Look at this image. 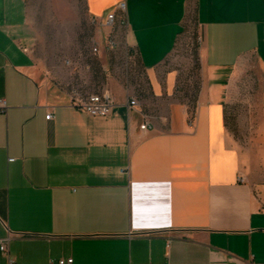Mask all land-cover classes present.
Returning <instances> with one entry per match:
<instances>
[{
	"label": "crops",
	"instance_id": "0c3cea01",
	"mask_svg": "<svg viewBox=\"0 0 264 264\" xmlns=\"http://www.w3.org/2000/svg\"><path fill=\"white\" fill-rule=\"evenodd\" d=\"M121 3L127 23L111 30ZM50 8L73 28L93 23L100 49L111 35V52H135L153 103L129 109L132 94L106 90L116 100L109 116L74 108L35 59L29 1L0 0V264H264V0ZM189 15L203 68L194 111L180 98L179 72L164 68ZM253 65L258 108L242 143L227 107Z\"/></svg>",
	"mask_w": 264,
	"mask_h": 264
},
{
	"label": "rangeland",
	"instance_id": "374dc122",
	"mask_svg": "<svg viewBox=\"0 0 264 264\" xmlns=\"http://www.w3.org/2000/svg\"><path fill=\"white\" fill-rule=\"evenodd\" d=\"M30 3L31 25L37 32L31 45L35 59L49 70V75L66 92L81 94L114 90L132 94L137 100L151 105L150 85L137 56L129 60L106 46L96 44L97 27L87 22L79 28L63 23L52 14L51 0H27ZM83 18V17H82ZM180 34L173 54L164 68L179 72L181 100L191 106L196 103L203 83V68L199 54L197 28L191 20ZM99 53H94V48ZM261 74L253 65L246 77L247 90L241 89L227 107V127L239 142H244L250 128L251 112L258 108ZM148 111V109H147Z\"/></svg>",
	"mask_w": 264,
	"mask_h": 264
},
{
	"label": "built area",
	"instance_id": "2783aa9c",
	"mask_svg": "<svg viewBox=\"0 0 264 264\" xmlns=\"http://www.w3.org/2000/svg\"><path fill=\"white\" fill-rule=\"evenodd\" d=\"M126 4L121 3L117 7V11L111 13L107 17V27L111 30L114 29L116 25L125 26L126 25ZM107 48L109 51H113L117 48V43L113 39L111 35L108 36ZM94 53H99V49L97 47L94 48ZM129 57L137 56L135 52L130 51ZM71 103L74 108L88 114L91 117H107L109 116L113 109L116 106V100L113 94L109 91H102L100 93L94 94H86L83 95L79 91L73 90L69 93ZM139 106V101L136 98L131 99L128 102L129 109H134ZM7 109V104L5 101H0V112H5ZM53 118L52 114L47 116V120H51ZM151 129V126L148 122H145L141 126L142 131H146ZM14 160H10L13 162ZM0 251L3 254H7V242L0 240ZM10 264H13L11 262ZM50 264H74L73 259H61L58 262H51Z\"/></svg>",
	"mask_w": 264,
	"mask_h": 264
},
{
	"label": "trees",
	"instance_id": "16d2710c",
	"mask_svg": "<svg viewBox=\"0 0 264 264\" xmlns=\"http://www.w3.org/2000/svg\"><path fill=\"white\" fill-rule=\"evenodd\" d=\"M193 21V23L195 24V26H196V28H197V39H198V41H199V24H198V18H197V16H192V15H189L188 16V18H187V22L185 23V25L183 26V29L185 28V26L190 22V21ZM183 31H181V33H182ZM180 33V34H181ZM180 36V35H179ZM199 47H200V45H199ZM197 99H198V97H197ZM196 105H197V100H196V103L193 105V106H191L190 104H189V107H190V109L192 110V111H194V109H196Z\"/></svg>",
	"mask_w": 264,
	"mask_h": 264
}]
</instances>
